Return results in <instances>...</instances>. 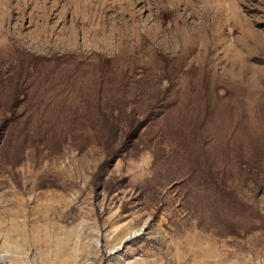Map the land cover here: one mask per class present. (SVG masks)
I'll return each instance as SVG.
<instances>
[{
  "label": "rangeland",
  "instance_id": "obj_1",
  "mask_svg": "<svg viewBox=\"0 0 264 264\" xmlns=\"http://www.w3.org/2000/svg\"><path fill=\"white\" fill-rule=\"evenodd\" d=\"M0 264H264V0H0Z\"/></svg>",
  "mask_w": 264,
  "mask_h": 264
}]
</instances>
